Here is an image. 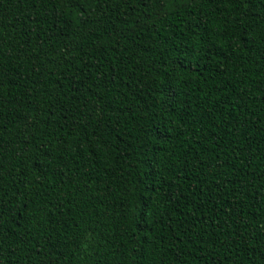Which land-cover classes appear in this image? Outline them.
<instances>
[{
    "label": "trees",
    "instance_id": "trees-1",
    "mask_svg": "<svg viewBox=\"0 0 264 264\" xmlns=\"http://www.w3.org/2000/svg\"><path fill=\"white\" fill-rule=\"evenodd\" d=\"M0 264H264V0H0Z\"/></svg>",
    "mask_w": 264,
    "mask_h": 264
}]
</instances>
